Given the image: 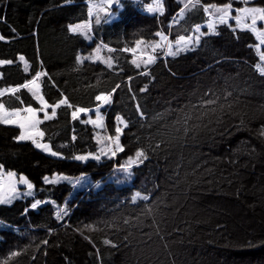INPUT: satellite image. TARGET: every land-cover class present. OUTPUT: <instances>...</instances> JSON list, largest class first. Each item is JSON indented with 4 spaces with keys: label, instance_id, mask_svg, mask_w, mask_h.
<instances>
[{
    "label": "trees",
    "instance_id": "trees-1",
    "mask_svg": "<svg viewBox=\"0 0 264 264\" xmlns=\"http://www.w3.org/2000/svg\"><path fill=\"white\" fill-rule=\"evenodd\" d=\"M152 1L118 0L111 20L106 7L90 17L93 0H0V103L40 110L22 87L36 73L50 107L67 101L39 124L57 157L0 123V168L33 185L31 197L0 205V264H264V75L255 36L221 24L175 57L144 64L136 52L149 53L158 32L190 38L218 17L213 5L247 3L199 0L184 9L188 0H161L159 16L139 9ZM249 5L264 10V0ZM84 24L87 38L69 30ZM10 88L20 90L5 94ZM108 93L103 132L112 137L119 127L123 149L109 157L97 131L72 116Z\"/></svg>",
    "mask_w": 264,
    "mask_h": 264
},
{
    "label": "rangeland",
    "instance_id": "rangeland-1",
    "mask_svg": "<svg viewBox=\"0 0 264 264\" xmlns=\"http://www.w3.org/2000/svg\"><path fill=\"white\" fill-rule=\"evenodd\" d=\"M93 1L95 2V4L93 5V8H91V10H90V13H89L90 17L92 15V11L93 10H98V9H100L102 7H106L109 10H111V13H110L111 20L114 19V12L112 11V9L117 10L119 8L118 0H112L111 4H109L108 0H93ZM133 1L135 2V5H137V1L138 0H133ZM243 1H244V3H247V5H244L242 7H230V6L217 7V8H224V7L228 8L229 15L227 17L226 23H220L219 22V15L220 14L215 12L214 9H213V13L215 15H217L218 17L209 16V21L206 24L201 25V26H197V27L194 28V31H193V33H192L190 38H192L193 41H194L195 37L198 36V35L200 36V38L203 37V36H206V35H212V34H214L216 32V27L218 25H221V24L228 25L232 29H236V30H248V31H250L251 33H253V35L255 36L256 41H257V44L255 46V52L257 54L259 62H258V65H257L256 69L261 74L260 69L264 68V60H261V57L264 56V42H262V41H264V21L257 20L256 25L253 26L252 25V18H251L250 15H247V16L246 15H241V23L239 25L236 23V17H237L238 14L242 13L243 9H245V8H258V9H261V8H259L257 6L249 5L254 0H243ZM155 2H156V0H153L148 6H139V9L143 13H146V14H149V15L155 14V15L159 16L160 13H155V12H149L148 11V8L153 6L155 4ZM160 3H161V0H160ZM171 22H170V24H171ZM209 24H214L215 32H211L209 30V28H208ZM253 27H255V29H256L255 31L252 30ZM159 33H162V32H159ZM162 34L166 37V40L161 41V38L159 36H157L158 37L157 43H161L163 46L160 47V48H157L155 50V52H153L152 48L149 47L148 51H147L149 53H147L146 55H142V54H140V51H136V52L139 53V57H142V58H144L146 60L149 55H152V56L156 57L157 54L158 55L160 54L162 56V58H165L166 56L164 55V52L167 51V45L168 44H171L172 45V50L175 51L176 50V46H177V42L180 41L181 38H178L175 41H170V39H169V37L167 35H165L164 33H162ZM188 39H185V40H188ZM195 45L196 44L193 43L192 45H189V47L192 48ZM156 59H154V61L152 63H154L156 61ZM152 63H150V64H152ZM0 65H1V63H0ZM27 91L34 98L32 92L29 89H27ZM0 93L3 94L4 92L0 91ZM7 93H9L11 95L14 94V93H10V92H6L5 94H7ZM34 99L40 105V102H39L38 98H34ZM109 104H110V102L108 104H105V103H103V101H99V105H98V107L96 109L91 110V111H84L82 113H79L78 117H77V118H79V117L82 116L84 122L89 124L93 129H95L97 131V135H98L97 136V142L99 144L101 153L104 154L107 157H109L111 155L114 156L112 154L113 151H115V155H117L120 152V151L116 150V140L114 139L117 136V133L115 134V136H112L113 139H109V137L106 136V133L103 132V131H105V126H104V116H103L101 111H102V109L105 106H107ZM24 108L25 107H22V108L16 109V110H6L5 108L0 109V117H8L9 120H10V122H8V123H3V122H0V123L2 125H5V126H11V127L17 128L19 130L18 137L21 135L23 130L18 126L19 118L14 116V115H12V114L17 112V111H19L20 112V116L24 117V116L27 115V113L23 111ZM40 109H41V105H40ZM45 111H47L49 116H51L52 107H48L47 109H45L43 111L42 110H37V119H39L41 121H45V119H44ZM97 115H99L101 117V119L99 121H97V124L91 123V121H96ZM97 125H102V126H97ZM37 128L39 129V124L37 125ZM120 136H121V133H119V138H120ZM34 138L37 140L38 143L43 144L42 143V137L35 136ZM17 140L19 142H29L36 149L40 150L44 154H46L48 156H52V157H57L56 155L53 156L51 154V151L49 150V148H48V150H44V149L36 147V145L32 142V139H27L26 138V139L20 140V139L17 138ZM9 172L10 171H4L2 168H0V197H5V198H8L10 200V202L0 203V205H4V204L7 205V204L12 203V201H14V200H18V199L27 198V197H31L32 196V195H28V196L24 195V193L29 191V189L27 188V184H20L19 183L20 177L22 175H17V174L14 173V175L12 177H9L8 176ZM45 182H46V180H45ZM13 186L16 188V192L15 193H12L10 191V188L13 187ZM32 191H33V188L31 189V192ZM13 196H16L17 198L11 199V197H13Z\"/></svg>",
    "mask_w": 264,
    "mask_h": 264
},
{
    "label": "snow or ice",
    "instance_id": "snow-or-ice-1",
    "mask_svg": "<svg viewBox=\"0 0 264 264\" xmlns=\"http://www.w3.org/2000/svg\"><path fill=\"white\" fill-rule=\"evenodd\" d=\"M108 2H109V4H111L112 0H108ZM198 2H199V0H188V3H186L184 5V9H187L190 4H194V3H198ZM212 8L214 9L215 12L220 14L219 15V22L220 23H226L227 17L229 15L228 8L227 7L217 8V7H215V5H213ZM184 9L181 10L182 13H183ZM148 11L149 12L160 13L162 15L163 12H164V9H163L162 4L160 3V0H156L155 4L148 8ZM205 11L207 12L208 9L205 8ZM241 15H246V16L250 15L251 18H252V25L253 26L256 25L257 20L264 21V10H262V9H258V8H245V9H243L242 13L238 14L237 17H236V23L238 25L241 23ZM100 22L101 21H100L99 17H97L96 23L99 24ZM208 28H209V30L211 32H215L214 24H209ZM69 30L71 32H74V33L79 32V33H81L82 35H84L87 38L88 31H89V26L87 24L77 25L75 27H70ZM252 30L255 31L256 30L255 27H253ZM157 36H159L161 38V41L166 40V37L162 33L158 32ZM262 42H264V41H262ZM140 43H143V42H138V45ZM193 43H195V44H199L200 43V36L199 35L195 37L194 41H193L192 38H189L188 40H185L182 37L180 39V41L177 42V46H176V50L175 51L172 50V45L168 44L167 45V51L164 52V55L165 56L175 57L180 52L192 50L189 47V45H192ZM162 46L163 45L161 43H155V44H151L150 45V47L152 48L153 52H155V50L157 48H160ZM98 53H99V49L97 50V54L95 56L96 59H100V56H99ZM20 59H21V61H23L24 58L20 57ZM154 59H156V57H154L152 55H149L146 60H143L141 62L144 63V64H150V63H152L154 61ZM261 60H264V56L261 57ZM132 62L136 65L137 68L140 67V63H137L135 59ZM0 63H5V62L0 61ZM107 63L109 65V67H111V61H108ZM260 71H261V74L264 75V68H261ZM42 75H44V74L43 73H36L35 78L30 80V81H28V83L22 85V87L29 89L32 92L34 98H38V100L40 102V105H41V109L40 110L43 111V110L47 109L48 107H50V105H48L45 102V100H44L42 95H39V88H40L39 81H40V78H41ZM118 87H119V85H117V88ZM19 90H20L19 88H10V89H6L5 91L6 92H10V93H15V92H18ZM113 91H115V89H113ZM0 95H2V93H0ZM110 99H111V93L101 94V95H97L96 96V100L97 101H103V103H105V104H108L110 102ZM66 103H67L66 100H61L57 105L51 106L52 107L51 116H49L47 111H45L44 119L47 120V119H51L52 117H54L56 115V108H58L60 106V104H66ZM3 108H4V105L2 103H0V109H3ZM23 111L27 113V115L24 116V117L20 116V112L19 111H17V112L12 114V115H14V116L19 118L18 126L23 130L21 135L18 137V139H20V140H23V139H26V138L27 139H32V142L36 145V147L44 149V150H48V146L46 144H40L34 138L35 136L43 137V135H44V133L37 128V125L43 122V121L37 119V110L34 109L33 107L29 106V107L24 108ZM84 111H85V109H83V108H77L72 113L73 119H76L78 117V114L82 113ZM100 119H101V117L99 115H97L96 121H91V123L97 124V121H99ZM117 119H119V118H117ZM0 122L8 123V122H10V120H9L8 117H0ZM97 126H102V125H97ZM120 131H121V129L119 127H117L116 128L117 136L114 138L116 140V150L117 151H122L123 150L121 148L120 144H119V133H120ZM109 139H113V138L109 137ZM51 154L53 156L57 155V153L54 152V151L51 152ZM112 154L115 155V151H113ZM142 156H144V153L142 151H137L135 153V157L137 159L142 157ZM75 159L81 160V159H85V157L77 156V157H75ZM137 159H129L128 165L130 166L131 164L136 163ZM127 170H128V168L126 167L125 171H127ZM13 175H14V173H12V172L8 173L9 177H12ZM45 180H46L47 183H55L56 182L55 180H48L47 178H45ZM19 183L20 184H27V188L29 189V191L24 193V195H26V196L32 195L31 189L33 188V185L31 183H29L23 176L20 177ZM10 191L12 193H15L16 192V188L13 186V187L10 188ZM15 198H17V197L16 196L11 197V199H15ZM147 198L148 197H146V196L142 197V199H147ZM7 202H10V200L8 198L0 197V203H7ZM38 203L39 202L33 203L31 205V207L32 208H36L38 206ZM61 215H66V209H61L60 210V212L58 213V218ZM44 243H47V241H44ZM106 243H108V242L106 241ZM15 255H17V253H12V256H15Z\"/></svg>",
    "mask_w": 264,
    "mask_h": 264
},
{
    "label": "water",
    "instance_id": "water-1",
    "mask_svg": "<svg viewBox=\"0 0 264 264\" xmlns=\"http://www.w3.org/2000/svg\"><path fill=\"white\" fill-rule=\"evenodd\" d=\"M7 94H9V93H7ZM9 95H11V94H9Z\"/></svg>",
    "mask_w": 264,
    "mask_h": 264
}]
</instances>
